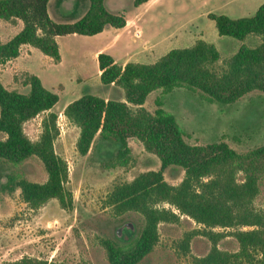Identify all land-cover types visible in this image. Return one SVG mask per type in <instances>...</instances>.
<instances>
[{
  "label": "trees",
  "instance_id": "trees-1",
  "mask_svg": "<svg viewBox=\"0 0 264 264\" xmlns=\"http://www.w3.org/2000/svg\"><path fill=\"white\" fill-rule=\"evenodd\" d=\"M49 1L0 0V19L23 22L19 33L7 42L0 40V64L16 59L23 45H30L59 62L57 37L93 36L107 27L121 29L127 24L124 14L106 9L105 0H90L89 10L76 22L58 23L48 13ZM148 1L134 0V5L138 7ZM208 17L215 22L220 36L244 42L254 35L261 42L254 46L242 43L235 54L222 60L220 70L216 69L221 60L219 50L204 40L172 49L152 64L130 62L122 67L111 55L100 53L101 83L121 88L125 101L88 94L64 109V116L80 130L76 142L80 155L90 153L97 136L119 145L104 164L106 169L135 165L130 140L140 142L146 152L160 160L159 170L143 172L131 182L115 185L104 200L105 207L115 216L134 212L144 221L130 240H101L110 264L142 262L160 240V224L177 223L180 215L202 226L201 230L185 235L179 243L181 250L189 252L195 235H203L212 242L210 252L194 258V264H264V210L254 207L264 177V145L246 153L234 150L225 141L191 145L174 114L163 108L161 98L156 99L154 112L144 107L148 96L156 90L168 94L185 88L202 93L209 103L218 104L235 103L252 91L264 93V4L249 17L234 19L214 13ZM24 85L29 86L28 93L9 90L0 80V134L4 135L0 138V163L19 165L36 156L43 163L48 179L37 183L8 175L1 190L8 193L20 190L23 201L32 210L42 208L51 199H57L62 209L71 210L74 199L66 187L68 163L55 150L58 114L50 111L58 103L59 95L47 89L34 74H26ZM45 112L48 114L42 121V133L37 141H32L24 125ZM170 166L184 169V178L178 185L165 180L164 172ZM216 228L223 231L214 232ZM226 229H233L231 235L239 243L238 252L218 248V242L227 236ZM5 264L73 263L23 257Z\"/></svg>",
  "mask_w": 264,
  "mask_h": 264
},
{
  "label": "rangeland",
  "instance_id": "rangeland-1",
  "mask_svg": "<svg viewBox=\"0 0 264 264\" xmlns=\"http://www.w3.org/2000/svg\"><path fill=\"white\" fill-rule=\"evenodd\" d=\"M262 4L264 0H155L147 9L136 7L134 0H120L118 3L110 1L108 9L113 13L125 12L133 20L132 27L123 33L122 39L130 46V52L139 53L134 61L152 64L171 49L190 47L198 40L215 44L223 59L233 55L230 54L232 50L227 49V41L249 46L259 44L260 37L254 35L244 42L220 36L215 22L208 16L214 13L234 19L249 17ZM89 7L90 0H51L49 12L56 22L73 23L80 20ZM18 31L9 22L0 19L2 42H7ZM71 38L62 39L64 52L68 54L62 66L37 49V55L27 62L22 57L7 66L0 64V80L7 89L28 93L30 88L24 85L27 73L22 70L30 69L43 79L47 89L59 95V101L52 111L58 114L59 136L55 140V150L68 163L66 187L74 199L71 210L62 209L57 199H51L42 208L32 210L23 201L20 190L4 192L1 184L6 182L8 175L37 183L46 182L48 174L43 163L36 156L19 165L0 163V264L23 257H39L48 262L110 264L101 240H130L144 223L142 216L134 212L115 216L110 208L105 207L104 200L115 185L131 182L143 172L159 170L160 160L146 152L140 142L130 140L129 145L136 157L135 165L106 169L104 164L119 145L102 141L98 136L88 155L78 153L76 142L80 131L61 110L65 104L84 94L100 96L109 88L96 79L98 63L93 56H83V51L92 50L93 46ZM161 43L162 46L159 45ZM144 46L147 49L142 52ZM222 66L220 61L216 69L220 70ZM71 76H89L98 82L99 87H83L76 80L72 85L69 83ZM60 83L65 85L64 89ZM121 93L124 96L122 89ZM114 97L118 99L119 95ZM157 98H161L163 108L177 118L186 133V141L191 145L225 141L240 153L264 145V93L260 91H252L235 103L218 104L209 103L202 93L185 88H177L168 94L156 90L148 96L144 107L154 112ZM47 114L42 113L25 123L24 131L32 141L39 139L43 130L42 121ZM3 137L0 134V138ZM184 173L183 168L170 166L165 170L164 177L169 184L178 185ZM242 178L240 173L238 179L241 181ZM164 206L170 207L168 204ZM254 207L259 211L264 210V177ZM201 229V225L186 215H180L177 223H161L158 244L139 264H194V258L204 257L210 252L212 242L203 235H195L190 242L189 252L181 250L179 243L187 233ZM249 229L252 228H243ZM222 231L220 228L214 229V232ZM224 232L227 236L218 242V248L229 253L238 252L239 243L231 235L233 229Z\"/></svg>",
  "mask_w": 264,
  "mask_h": 264
},
{
  "label": "crops",
  "instance_id": "crops-1",
  "mask_svg": "<svg viewBox=\"0 0 264 264\" xmlns=\"http://www.w3.org/2000/svg\"><path fill=\"white\" fill-rule=\"evenodd\" d=\"M110 1L114 2V3H118V2H120V0H105L104 4H105L106 9L109 12L113 13L112 11H110L108 9V4H109ZM153 1H155V0H149L148 2L140 5L139 8L140 7H145L146 8L147 7V9H148L150 7V5L153 3ZM50 2H51V0L49 1V4H50ZM49 4H48V13L50 15ZM145 11H147V10H145ZM113 14H124L125 15L126 20H127V24H126V26L124 28L116 29V28H113V27H107L101 33L93 35V36H83V35L71 34V35H67V36H59V37H57L56 39H57V42L59 44V49H60V54H61V60L59 62L55 61L57 63V65L58 66H62L67 61L66 56H68V54L66 52H64V47H63L64 41L62 40V39H65L66 37H68L69 39L72 37L71 40L72 39L78 40L81 43H85V44H89V45L93 46L92 50L83 51V56L85 57L87 54H90V55L93 56L95 61L98 63L97 74L95 76L97 80L101 81V73H102L100 68H99V62H98V56H99L100 53H106V54L111 55L114 58L115 62L118 65L122 66V67H124L127 63H130V62H132V63H140V61H134L136 56H138L139 53L130 52V46L122 39L123 38V33H127V31L130 29V27H132V24L134 23L133 20L130 19L129 17H127L125 12L124 13L114 12ZM50 17H51V15H50ZM7 22H9V21H7ZM9 23L11 25H13L14 28H17L19 30L17 33H19L22 30V28H23V22L20 21V20H16L14 23L13 22H9ZM159 45L162 46V43L159 44ZM226 45H227V49L228 50L229 49L232 50L230 54H235L238 51V49L240 48V46H241V44H237L236 42H232V41H227ZM35 49L36 48H34V47L30 46V45H23L21 47V50H20V55L16 59H13V60L8 61L7 63L1 64V65L7 66L11 62H16V61L20 60L22 57H24V60L27 62L32 56L37 55V53L35 52ZM146 49H147L146 46H144V49L142 50V52L145 51ZM217 49L219 50V48H217ZM24 51L26 52V54H24V56H23ZM76 55L77 56L79 55V50L78 49L76 50ZM220 55H221V53H220ZM44 56H46V55H44ZM46 57H49V56H46ZM26 58H28V59H26ZM51 59H53V58H51ZM222 60H224V59L221 56V60L220 61H222ZM27 68H30V67H27ZM22 71L26 72V73H29V74H34V75L36 74L34 71H32L30 69H24ZM38 77L43 82V79L39 75H38ZM75 80L78 82V84L80 86H83V87H87V88H89V87L90 88L99 87L98 86V82L94 81L89 76H83L82 78L81 77L76 78V76H71L69 78V83H72V85H74L73 82ZM104 86H107L109 88V90L104 91V95H100V97L104 98L105 100L116 99V100H119V101H125V95L123 96V94L121 93V88L115 86L114 84L104 85ZM60 87L62 89H64L65 85L63 83H60ZM116 92H117V95H116ZM114 95L115 96L119 95V98L117 99L116 97H114ZM68 104H69V102L67 104H65V106L61 110L62 114H64V109L66 108V106ZM53 109L54 108H52L50 111L52 112Z\"/></svg>",
  "mask_w": 264,
  "mask_h": 264
}]
</instances>
